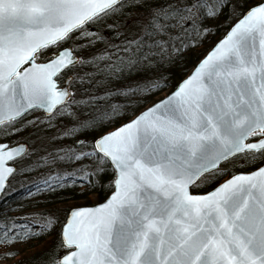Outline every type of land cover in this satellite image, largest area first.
Segmentation results:
<instances>
[{"label":"snow or ice","instance_id":"6c2138e0","mask_svg":"<svg viewBox=\"0 0 264 264\" xmlns=\"http://www.w3.org/2000/svg\"><path fill=\"white\" fill-rule=\"evenodd\" d=\"M39 125L72 144L11 139ZM17 191L82 199L24 212ZM53 230L37 264H264V0H0L2 255Z\"/></svg>","mask_w":264,"mask_h":264},{"label":"trees","instance_id":"16d2710c","mask_svg":"<svg viewBox=\"0 0 264 264\" xmlns=\"http://www.w3.org/2000/svg\"><path fill=\"white\" fill-rule=\"evenodd\" d=\"M219 30L213 31L211 34H209L206 38L202 40V42L197 45L194 48L189 49L185 53V58L181 62H177L175 65H165V67L161 68L160 71L165 72L169 81V86L172 84H175L179 79H181L184 75H186L194 66V63L197 61V58H202L203 55L210 49V47L213 45V43L226 31L225 27V19L223 17L220 18V20L215 22ZM107 32V30H105ZM97 47H100V45H97ZM86 71H91L90 68L85 69ZM101 76L97 75L93 78V85L97 88H104V84H96V81L101 80ZM115 83H124V81H112ZM169 91L168 87L162 88L158 91L152 92L150 95L146 97H132L133 100L136 99H142L143 104H141L139 107L133 108V106H128L124 109V115L120 117L121 120H126L129 118L133 111H139L143 107L148 106L151 102L156 101L157 99L161 98L162 94L167 93ZM115 101H119L123 103L122 97H114ZM41 115V112H40ZM118 126V124H117ZM58 134L57 128H46L44 125L39 126H31L28 128H25L21 130L17 135L11 137L13 140H21L27 143L28 147L31 149L34 146H38L41 143L48 145L51 147L52 145H71L72 140L71 139H56L54 141L49 142L47 139H38V137H51L56 136ZM61 167H71V165H61ZM43 170V169H42ZM32 175H35L33 173ZM31 178V177H30ZM19 181L20 177L16 176L13 178V187L19 188ZM75 191H78L76 189ZM70 195L68 192H56L52 195H46V196H37L34 197L31 200L24 199V193L22 191L14 192L11 196V200L22 202L26 205L25 208L22 209L24 212H30V211H39L40 209H48L52 211H56L57 214L63 215V209L66 204L69 203H78L80 199L77 198L73 200L64 199L65 196ZM35 201H44L43 203H36ZM13 215H19L20 213L14 212ZM59 226H57L58 229ZM57 236V231L53 230L52 232L41 235L38 237H34L31 239H28L24 242H15L8 247L11 249L16 250L15 255H9L5 257L0 252V261L2 259H7L11 262L8 264H37L38 261H40L46 253H48L49 249L53 247V244L55 242ZM20 246H25L24 248H20Z\"/></svg>","mask_w":264,"mask_h":264},{"label":"rangeland","instance_id":"374dc122","mask_svg":"<svg viewBox=\"0 0 264 264\" xmlns=\"http://www.w3.org/2000/svg\"><path fill=\"white\" fill-rule=\"evenodd\" d=\"M167 93H164V94H162V96H164V95H166ZM161 96V97H162ZM38 116H40V111H36V112H33L32 114H31V116H29L28 117V119H32L33 117H38ZM25 246H20V248H24ZM6 251V248L4 247V246H0V252L1 253H4ZM5 257H7V256H5ZM9 262H11V261H9V260H7L6 258L5 259H2L1 261H0V264H8Z\"/></svg>","mask_w":264,"mask_h":264},{"label":"water","instance_id":"95a60500","mask_svg":"<svg viewBox=\"0 0 264 264\" xmlns=\"http://www.w3.org/2000/svg\"><path fill=\"white\" fill-rule=\"evenodd\" d=\"M209 50H210V49H209ZM206 54H207V53H206ZM206 54H205V55H206ZM162 98H163V97H162Z\"/></svg>","mask_w":264,"mask_h":264}]
</instances>
